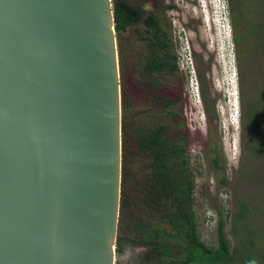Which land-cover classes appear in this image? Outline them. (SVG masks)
Masks as SVG:
<instances>
[{"label":"water","instance_id":"water-1","mask_svg":"<svg viewBox=\"0 0 264 264\" xmlns=\"http://www.w3.org/2000/svg\"><path fill=\"white\" fill-rule=\"evenodd\" d=\"M113 0H0V264H116Z\"/></svg>","mask_w":264,"mask_h":264},{"label":"rangeland","instance_id":"rangeland-1","mask_svg":"<svg viewBox=\"0 0 264 264\" xmlns=\"http://www.w3.org/2000/svg\"><path fill=\"white\" fill-rule=\"evenodd\" d=\"M128 1L138 6L145 16L155 12L162 17L175 52L179 53L181 45L189 50L185 61L178 60L180 69L176 73H156L157 81L149 85L148 78L140 72L141 58L147 48L143 37L149 35L146 25L138 21L117 32L120 67L125 68L121 85L131 102L128 120L149 127L165 123L172 133L186 137L196 177V220L201 239L207 245L219 246L218 225L222 219L232 251L236 247L244 250L248 244L261 248L264 244V156L244 146L250 139H243L241 100L243 87L249 101L255 98L256 91H264V50L254 47L250 54L245 39L241 45L236 43V32L244 36V29H235L229 0ZM247 4L248 0H243L246 12ZM159 95L170 99L169 112L161 109ZM205 100L214 107L209 117ZM213 147L216 152L220 151L219 161L224 165L219 171L214 168L213 159L217 154ZM129 149L134 155L125 186L130 198L136 199L148 160L138 154L133 143ZM123 178L122 167V182ZM240 208H246V212ZM235 214L238 217L242 214L236 224L237 232ZM118 254L116 264H137L135 246L127 244Z\"/></svg>","mask_w":264,"mask_h":264},{"label":"trees","instance_id":"trees-1","mask_svg":"<svg viewBox=\"0 0 264 264\" xmlns=\"http://www.w3.org/2000/svg\"><path fill=\"white\" fill-rule=\"evenodd\" d=\"M113 1L117 32L125 31L138 21L147 27L149 35L143 37L147 41V48L141 58L143 66L140 72L148 78V84L157 81L156 73H176L180 69L179 55L174 51V44L162 17L155 12L145 16L138 6L128 0ZM229 2L235 29H244V36L236 32V43L241 45L245 39L249 43L250 54L254 47L259 51L264 50V0H248L247 12L243 0ZM251 44L254 46L251 47ZM124 70L121 65L122 74ZM245 94L243 87L242 133L244 140L250 139L244 146L264 156V91H256L251 101L246 99ZM157 99L161 109L169 112L170 99L164 95L157 96ZM130 103L122 88L124 178L117 252L122 253L127 244L135 246L138 251L137 264H264V244L261 248L248 244L244 250L236 247L232 251L222 219L218 225V247L209 246L201 239L194 208L196 177L188 156L186 137L172 133L165 123L154 127L131 123L127 118V112L131 110ZM205 112L208 117L214 112V107L207 100ZM131 143L137 148L138 154L148 160L146 175L141 181L140 194L136 199L130 198L131 194L125 186L127 169L131 168L134 155L129 149ZM214 152L217 154L213 159L214 168L216 171L222 170L224 165L219 161L220 151ZM240 210L246 212V208ZM238 215H234L236 232L237 221L242 218V214Z\"/></svg>","mask_w":264,"mask_h":264},{"label":"built area","instance_id":"built-area-1","mask_svg":"<svg viewBox=\"0 0 264 264\" xmlns=\"http://www.w3.org/2000/svg\"><path fill=\"white\" fill-rule=\"evenodd\" d=\"M178 55H179L178 60H180V58H181L182 61L186 60L187 55H186V53L184 51L181 53V49L179 50Z\"/></svg>","mask_w":264,"mask_h":264},{"label":"clouds","instance_id":"clouds-1","mask_svg":"<svg viewBox=\"0 0 264 264\" xmlns=\"http://www.w3.org/2000/svg\"><path fill=\"white\" fill-rule=\"evenodd\" d=\"M225 18H226V14H225ZM181 49L186 53V55H187V53L189 52V50L186 49V48H184L183 45H181Z\"/></svg>","mask_w":264,"mask_h":264}]
</instances>
